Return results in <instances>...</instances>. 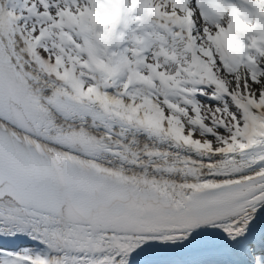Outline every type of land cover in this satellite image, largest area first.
<instances>
[{"label": "snow or ice", "instance_id": "1", "mask_svg": "<svg viewBox=\"0 0 264 264\" xmlns=\"http://www.w3.org/2000/svg\"><path fill=\"white\" fill-rule=\"evenodd\" d=\"M0 264H264V0H0Z\"/></svg>", "mask_w": 264, "mask_h": 264}]
</instances>
